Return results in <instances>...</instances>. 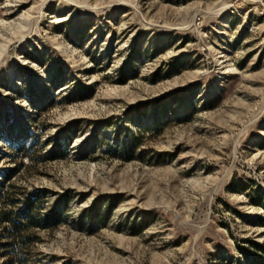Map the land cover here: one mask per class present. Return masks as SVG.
Listing matches in <instances>:
<instances>
[{
  "label": "rangeland",
  "instance_id": "374dc122",
  "mask_svg": "<svg viewBox=\"0 0 264 264\" xmlns=\"http://www.w3.org/2000/svg\"><path fill=\"white\" fill-rule=\"evenodd\" d=\"M0 193L27 264H264V0H0Z\"/></svg>",
  "mask_w": 264,
  "mask_h": 264
},
{
  "label": "trees",
  "instance_id": "16d2710c",
  "mask_svg": "<svg viewBox=\"0 0 264 264\" xmlns=\"http://www.w3.org/2000/svg\"><path fill=\"white\" fill-rule=\"evenodd\" d=\"M27 156V154H24ZM23 156L20 158L22 159ZM1 194V193H0ZM4 206L0 196V247L8 264H27V260L17 251L23 249L33 238L34 230L41 226L40 204L29 198L23 202L24 209L20 216L14 215V204Z\"/></svg>",
  "mask_w": 264,
  "mask_h": 264
}]
</instances>
